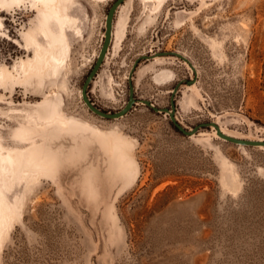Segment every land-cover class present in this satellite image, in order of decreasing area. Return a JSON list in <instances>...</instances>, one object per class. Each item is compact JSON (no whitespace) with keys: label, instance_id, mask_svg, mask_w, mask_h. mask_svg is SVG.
<instances>
[{"label":"rangeland","instance_id":"1","mask_svg":"<svg viewBox=\"0 0 264 264\" xmlns=\"http://www.w3.org/2000/svg\"><path fill=\"white\" fill-rule=\"evenodd\" d=\"M113 0H58L61 36L43 35L36 0H0V264H264V0H124L81 98ZM10 13V14H8ZM41 13V11H40ZM73 21V22H72ZM47 64L36 62V54ZM195 77L192 85L185 80ZM64 120V124L61 123ZM6 206V207H5Z\"/></svg>","mask_w":264,"mask_h":264},{"label":"water","instance_id":"2","mask_svg":"<svg viewBox=\"0 0 264 264\" xmlns=\"http://www.w3.org/2000/svg\"><path fill=\"white\" fill-rule=\"evenodd\" d=\"M123 1L124 0H113V2L111 3V5L109 6V8L106 12L105 29H104V37H103L102 45L99 49L97 57L95 58V61L92 65L90 71L86 75V77L82 83V86H81V98H82L83 102L87 105V107L92 112H94L95 114H97L101 117L107 118V119H115V118H119V117L124 116L125 114H127V112H129L131 110L133 105L137 102V99L135 97V88H134V85L132 82V75H133L135 68L137 67V65L139 64V61L141 59H151V58L161 57V56H174V57H178V58L186 61L189 64L190 68L193 70L195 77H196V73H197V70H196L195 66L191 63V61L179 51L163 50V51H155V52L150 53V54H142L141 56H139L134 61L133 65L129 71V74H128V98H127L124 106L122 108L116 110V111H106L104 109L99 108L97 105H95V103L91 100V98L89 97V94H88L89 84L93 80L98 69L100 68L101 64L103 63V60L105 58V55L107 53V50L109 48L111 38H112V28H113L114 15H115L117 8L123 3ZM195 77L192 79L185 80V83L187 85L193 84L196 80ZM179 85H180V82L177 83L171 90L170 107L159 108V107L153 105V103L149 99H141L140 102L147 105L148 107H151L154 111H157V112L160 111V112L168 113L169 117L171 119V122L173 123L175 128L184 135L192 136V135L197 134L199 132L200 128L212 126L215 128L216 135H218L220 138H222L226 141H229V142H232V143H235L238 145H243V146H264V140L240 138V137H235V136L224 133L223 131H221L220 127L217 125V123L215 121L201 122L192 128H189V129L185 128L183 125H181V123H179L177 121L176 116H175V111H176L175 110V93L177 92Z\"/></svg>","mask_w":264,"mask_h":264},{"label":"bare ground","instance_id":"3","mask_svg":"<svg viewBox=\"0 0 264 264\" xmlns=\"http://www.w3.org/2000/svg\"><path fill=\"white\" fill-rule=\"evenodd\" d=\"M57 2H58V0H36V7L34 8V10L38 9V11H39V17H37V19L39 20V22L42 26L41 28L43 30V35L46 37H51L52 35L57 34V35L62 37L61 38V48L59 50L52 52L51 56H50L51 60L54 63H59L60 61H62L63 60V54L68 49V44H67V41L65 39L64 27H65L67 22H69V21L71 22V18H69L66 14H62L60 12V8L57 5ZM40 11H41V13H40ZM1 24L2 23L0 21V25ZM112 34H113V31H112ZM35 59H36L37 63H41L43 65L47 64L46 59L43 56H41L39 53L36 54ZM61 123L64 124L65 123L64 120H61ZM220 129H221V127H220ZM221 131L224 132L223 129H221ZM226 134H228V133H226ZM232 136H234V135H232ZM235 137H237V136H235ZM257 140H264V139H257ZM257 147H264V146H257ZM13 162H14V159L10 154H7L6 156H0V167L4 171L7 167H9L11 164H13ZM1 171L2 170L0 169V174H1ZM0 211H2L1 207H0ZM1 221H2V219L0 218V225H1ZM0 231H1V227H0Z\"/></svg>","mask_w":264,"mask_h":264},{"label":"flooded vegetation","instance_id":"4","mask_svg":"<svg viewBox=\"0 0 264 264\" xmlns=\"http://www.w3.org/2000/svg\"><path fill=\"white\" fill-rule=\"evenodd\" d=\"M8 14H10V13H8Z\"/></svg>","mask_w":264,"mask_h":264}]
</instances>
